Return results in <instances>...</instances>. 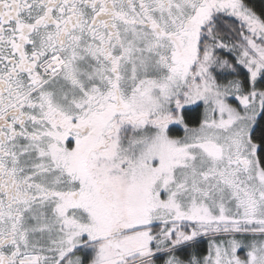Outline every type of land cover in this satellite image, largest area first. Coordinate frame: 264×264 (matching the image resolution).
Instances as JSON below:
<instances>
[{
    "label": "snow or ice",
    "instance_id": "6c2138e0",
    "mask_svg": "<svg viewBox=\"0 0 264 264\" xmlns=\"http://www.w3.org/2000/svg\"><path fill=\"white\" fill-rule=\"evenodd\" d=\"M0 264H264V0H0Z\"/></svg>",
    "mask_w": 264,
    "mask_h": 264
}]
</instances>
